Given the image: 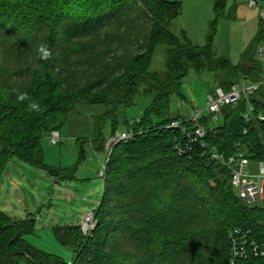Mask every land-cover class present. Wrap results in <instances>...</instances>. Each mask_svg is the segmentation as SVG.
Wrapping results in <instances>:
<instances>
[{
    "label": "trees",
    "instance_id": "obj_1",
    "mask_svg": "<svg viewBox=\"0 0 264 264\" xmlns=\"http://www.w3.org/2000/svg\"><path fill=\"white\" fill-rule=\"evenodd\" d=\"M212 1L215 18L200 46L170 29L182 0H0V177L15 158L44 170L54 182L75 178L86 158L82 140L72 166L47 164L41 140L54 130L60 134L78 104L105 108L92 132L98 152L107 140L104 120L109 136L133 131L111 147L97 170L102 187L90 233L83 234L79 223L52 226L56 240L70 250L69 259L26 239L35 230L33 216L15 218L0 210V264L22 259L28 264H264V255L232 260L234 228L249 229L264 249V206L243 201L230 170L208 154L215 147L227 158L242 149L251 162L264 161V119L246 121L247 100L241 98L221 107L219 123L203 113L205 135L189 142L184 131L191 130V122L180 112L170 113L172 96L185 99L181 85L189 68L216 71L215 87L223 88L262 71L254 51L264 40V22L253 49L247 47L234 64L212 46L226 0ZM158 44L167 46L162 71L149 67ZM41 45L49 50L48 59L38 54ZM257 93L249 101L264 109L259 99L264 88ZM21 94L26 99H19ZM148 94L152 99L143 113L128 119L126 109ZM30 102L39 111H30ZM172 121L180 126L168 127Z\"/></svg>",
    "mask_w": 264,
    "mask_h": 264
},
{
    "label": "rangeland",
    "instance_id": "obj_2",
    "mask_svg": "<svg viewBox=\"0 0 264 264\" xmlns=\"http://www.w3.org/2000/svg\"><path fill=\"white\" fill-rule=\"evenodd\" d=\"M259 11L258 7L250 8L247 0L226 1L225 13L216 21L212 38L216 55L225 56L236 64L247 47L253 49L257 43L255 37L258 27L261 26ZM214 18L212 0H182L179 13L171 22L170 29L180 37L185 34L194 44L202 46L210 30V21ZM166 48L165 44L155 47L149 66L151 70H164ZM214 74V70L197 72L189 68L181 85V93L185 99L180 101L177 95L172 96L171 115L180 112L188 116L195 107L203 110L207 95L216 85ZM151 96H138L135 104L126 109L125 116L130 119L141 115L151 102ZM257 96L258 93L255 94L256 98ZM259 99L264 101V95ZM104 110L102 104H78L69 112L64 126L60 129V142L51 143L49 135L41 140L44 161L60 166L75 164L78 156L77 140H82L86 158L74 171L75 178L54 182L53 177L44 170L15 158L8 161L0 177V210L15 218L33 216L35 230L27 234L26 239L35 247L56 254L64 260L69 259L70 250L56 240L52 226L65 223L80 224L82 214L92 210L98 203L97 192L102 187V180L97 170L100 163L104 164L108 147L105 141L102 151L94 150L92 132L93 127L95 128V118ZM220 121L221 115L213 122ZM109 130V122L104 120L102 134L105 138H108ZM249 165L250 172L256 174V163L249 161ZM81 178L91 180L85 182ZM257 204L264 206V197ZM19 264L28 263L22 259Z\"/></svg>",
    "mask_w": 264,
    "mask_h": 264
},
{
    "label": "built area",
    "instance_id": "obj_3",
    "mask_svg": "<svg viewBox=\"0 0 264 264\" xmlns=\"http://www.w3.org/2000/svg\"><path fill=\"white\" fill-rule=\"evenodd\" d=\"M247 5L250 8L258 7L260 9L259 19L264 22V0H247ZM254 57L262 65V71L256 78L251 79L242 77L228 88L216 86L212 92L207 95L204 109L198 110V108L195 107L190 112L186 120L191 122L192 128L189 131H184V134L188 138L189 142L196 141L197 137L200 138L205 135L206 129L199 122L203 113L211 114L210 120L215 121L217 120V113L220 111L222 106L234 105L241 98H245L247 100V109L243 113V118L246 121L251 119H264V109L257 110L254 104L249 101L255 96L258 90L264 88V40H261L256 45ZM178 126H180L179 121H172L168 125V127ZM132 135V130L115 131L106 140L108 153L114 144L121 141H127ZM59 140V132L56 130L52 131L50 135L51 143L56 144ZM188 147L189 143H186V148ZM208 154L212 160L223 163L230 170L231 182L237 189L238 196L243 201L251 204H257L258 201L264 197V161L257 163V173L252 174L248 167L250 160L245 155V151L242 149L237 150L234 155H230L227 158H225L223 153L219 152L215 147H210ZM94 225L95 221L93 210L82 214L80 228L83 234L88 235ZM230 252L232 260L235 258H246L250 255H264V249L259 248L256 241L253 238H250V230L242 228H234L230 233Z\"/></svg>",
    "mask_w": 264,
    "mask_h": 264
},
{
    "label": "clouds",
    "instance_id": "obj_4",
    "mask_svg": "<svg viewBox=\"0 0 264 264\" xmlns=\"http://www.w3.org/2000/svg\"><path fill=\"white\" fill-rule=\"evenodd\" d=\"M37 51H38V54L41 56L42 59H48L50 56V52L46 46L41 45ZM19 99H21V100L26 99V96L24 94H21L19 96ZM28 108L30 111H39V105L36 102H30L28 104Z\"/></svg>",
    "mask_w": 264,
    "mask_h": 264
},
{
    "label": "crops",
    "instance_id": "obj_5",
    "mask_svg": "<svg viewBox=\"0 0 264 264\" xmlns=\"http://www.w3.org/2000/svg\"><path fill=\"white\" fill-rule=\"evenodd\" d=\"M227 1V0H226ZM251 165V164H250ZM250 165H249V169H250ZM256 168H257V163H256Z\"/></svg>",
    "mask_w": 264,
    "mask_h": 264
}]
</instances>
